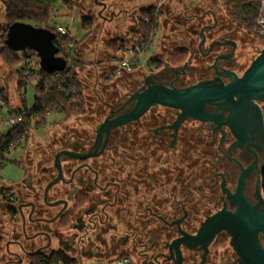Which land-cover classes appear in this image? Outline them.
<instances>
[{
  "label": "flooded vegetation",
  "instance_id": "1",
  "mask_svg": "<svg viewBox=\"0 0 264 264\" xmlns=\"http://www.w3.org/2000/svg\"><path fill=\"white\" fill-rule=\"evenodd\" d=\"M185 1L178 13L190 39L181 40L177 49L188 53L187 61L193 53L192 62L176 70L163 60L149 75L180 90L217 77L230 82L218 72L242 76L254 60L243 62L239 55L243 40H252L249 34L233 32L232 24L223 22L208 0ZM189 21L199 24V31ZM243 24L237 21L246 30ZM252 29V34H261L258 26ZM203 32L206 42L200 48ZM170 37L177 40L174 34ZM213 42L224 45L216 43L210 52ZM143 86L133 85L119 96L111 92L110 99L120 100L98 101L97 117L80 118L86 121L78 129L52 135L45 147H29L27 175L16 186V194L5 200L9 225L1 229L7 256L2 264H32L35 257L54 253L68 256L71 264L108 263L121 255L129 256L133 264H241L226 231L209 243L194 238L225 206L237 210L224 189L235 194L243 170L254 164L245 195L258 204L260 176L264 196V101H257L259 114L253 110L241 114L234 125L237 134L226 125L229 112L214 121L187 118L176 127L180 111L156 105L99 139L101 124L112 111L111 120L130 112L135 102L128 100ZM217 110L207 106L211 114ZM251 117V128H246L241 120ZM259 241L264 248V233Z\"/></svg>",
  "mask_w": 264,
  "mask_h": 264
},
{
  "label": "water",
  "instance_id": "2",
  "mask_svg": "<svg viewBox=\"0 0 264 264\" xmlns=\"http://www.w3.org/2000/svg\"><path fill=\"white\" fill-rule=\"evenodd\" d=\"M103 1L101 3L102 10L99 13L101 17H103L104 11L114 7L112 4H108L110 0ZM114 14L115 12H112V15ZM202 37L200 48L206 42L204 32ZM54 39L55 35L51 30L37 28L23 22L11 24L8 32V44L14 50L20 51L32 48L41 58L40 65L42 69L50 72L66 67V62L56 57L58 48L54 43ZM216 43L224 45L213 42L210 52ZM232 44L236 45L235 42H232ZM192 55L193 53L188 61L182 65V68L187 67L192 62ZM219 59L220 57L216 59V62ZM167 65L176 70L181 67ZM214 67H216V64H214ZM218 75L229 78L230 82L224 83L220 77H217L214 81L199 82L184 90L169 88L166 85L157 83L152 75L146 76L142 81L145 87L143 86L142 91H137L128 100L129 102H135L134 108L130 112L111 120V117L115 114L112 111V114L106 118V121L98 129L99 139L105 133L109 134L113 128L138 120L151 107L156 105L171 107L180 111L175 124L176 127L187 118H194L199 121H214L216 118L219 119L223 112H229L226 125L233 127L234 133L237 134L234 125L242 115H247L250 110L258 114L261 112L257 101H264V49L259 51L258 56L242 76L229 71L218 72ZM207 106H216L218 110L216 113L211 114L207 111ZM251 116L253 117V115ZM252 117L247 121L242 119L243 126L250 127L249 125L254 118ZM259 122L263 127L261 117ZM250 128L247 132H250ZM250 139H248L249 142ZM241 141L245 140L242 139ZM64 153L74 157L71 152ZM57 165H59V155L57 156ZM255 167L256 164L243 170L235 194H232L227 188L224 189L229 199L237 205V210L229 211L225 206L222 211L209 217L203 223L199 235L194 238L196 240L206 238L207 243H209L217 234L226 231L232 237L231 244L239 255L241 264H264V248L259 241V234L264 233V209L261 208L264 204V196L261 190L260 176L258 177L256 192V197L259 200L258 204L253 205L250 203L245 195L247 177ZM58 181L59 179L52 182L48 189Z\"/></svg>",
  "mask_w": 264,
  "mask_h": 264
},
{
  "label": "rangeland",
  "instance_id": "3",
  "mask_svg": "<svg viewBox=\"0 0 264 264\" xmlns=\"http://www.w3.org/2000/svg\"><path fill=\"white\" fill-rule=\"evenodd\" d=\"M142 1V0H141ZM157 0H147L148 3H154ZM210 2V5L215 6L217 13L219 15V18L222 19L223 22H228L229 24H232V31L237 32V29H240L241 32L249 34L248 36L251 37L252 40H243L246 42H242L241 49L239 51V55L241 56V60L244 62L247 58L248 61L251 59H255L256 56H258L259 51L264 49V44L262 43L259 36L262 34L257 33V35L252 34L254 33L253 29L248 27V23L243 24L246 30H243L238 27L237 21H240L238 19H235L232 17L227 9V0H208ZM104 2L103 0H70V4L72 5L74 10H67L65 6L62 3H58L55 8L60 10V15L58 17L51 18L47 25L39 26L38 24L34 22L25 21L23 23L33 25L37 28H44L49 29L47 26H52L53 28L56 26V24L63 25V26H69L72 30V38L75 41H79L81 37V31H78V26L81 25V15L83 10L85 9L87 12L90 10L92 13H96L99 15V13L102 10L101 3ZM186 1L185 0H166L163 4V8L161 9V19H160V26L157 29L156 32V38H155V45L151 50H149L145 56L146 59H151L154 57V55L157 53V46L159 43V40H164V38L167 40L169 44L165 45L166 47L163 48V52L161 55V59L163 60L168 59L169 55L171 54V47H173V44L176 42L177 44L180 43L181 40H187L190 39V36L188 33H186L185 30H182V25L180 23L181 20V13H178L180 8L184 7ZM108 4L110 1H108ZM111 10V9H110ZM110 10L104 11L103 15H106L105 12H110ZM138 20L144 21V16L140 15ZM195 29L194 31H199V24L190 23ZM194 22V21H193ZM244 22V21H243ZM15 22L9 21L6 16V7L3 4V2L0 1V89H4L9 102V108L11 109H17L18 107H14L12 105H18L19 107H22L23 100L27 101V105L29 107H32L35 103V99L37 98V92H36V85L38 84L37 77H33L29 80V86L26 90L22 92V95L18 93V84L19 81L22 80L21 73H19V70H24V68H27V65L25 63H20V59H14V56H11L8 51L5 50V44H4V37L5 32L4 29L10 26ZM162 25L165 27V29L162 30ZM190 25V26H191ZM174 28H179L178 32L172 31ZM50 30V29H49ZM172 31V32H171ZM252 31V32H251ZM259 32V31H258ZM176 35V41L175 39H172L169 36ZM167 36V37H166ZM196 36V35H195ZM258 36V37H257ZM193 43V41H192ZM198 45V44H196ZM4 52V53H2ZM10 55V56H9ZM25 58V55L21 57L22 59ZM39 63H41V58L38 57ZM27 62L29 64V59H27ZM30 62H34L35 60H30ZM31 64L28 67L31 69L33 68ZM28 70V69H26ZM150 71L148 72L146 70V75H149ZM28 76V73H26ZM146 75H142L145 76ZM138 78L136 75H133L132 77H125L123 78V82L117 87L112 88L109 87L108 90H103V86L105 82L103 80H97V84L99 83V86L95 87V79L93 77H90V81H88L87 78V84L89 86L86 99L87 101L90 100V103L87 104L86 107V113L80 114V115H74L71 116L69 119L65 120L64 115H59L58 113H52L49 117L47 122L39 128H32V130L29 133L30 142L29 146H19L17 149L13 150L10 154H7L5 157V160L3 162V166L0 167V236L3 232L1 229L3 226L9 225V219L7 217L6 213V205L5 200L8 198L13 197L16 193L14 192L16 186L25 179L27 175V163H26V157L28 154L29 147L33 148V150H36L37 148L45 147L47 142L50 140L51 136L54 134H65V133H71L75 129H78L81 125V122H84L86 120H82L80 118H95L97 117V107L98 103L97 100H99V96L101 95L103 99L108 100V96H111V92H117L116 95H118L119 92H122V94H125V86H129V81L132 82H140L142 83L143 77ZM133 79V80H131ZM95 84V85H94ZM132 84V83H131ZM97 88V89H96ZM95 89V91H94ZM113 89V90H112ZM119 96V95H118ZM110 101H114V99H109ZM116 100V99H115ZM120 100V98L118 99ZM1 103V101H0ZM86 105V104H85ZM1 108V104H0ZM8 113L6 110L0 109V121L6 122L8 121ZM9 131L8 127L3 126L1 128V132L3 134H7ZM21 187H24L21 185ZM254 187V186H253ZM254 190V189H253ZM254 193V192H253ZM11 224V223H10ZM4 233V232H3ZM4 240H2V245L4 248ZM7 260V256L3 254L0 256V264L3 263V260ZM85 264H107L105 262L101 261H90L86 262Z\"/></svg>",
  "mask_w": 264,
  "mask_h": 264
},
{
  "label": "trees",
  "instance_id": "4",
  "mask_svg": "<svg viewBox=\"0 0 264 264\" xmlns=\"http://www.w3.org/2000/svg\"><path fill=\"white\" fill-rule=\"evenodd\" d=\"M6 7V16L9 21L12 22H34L39 26L47 25L52 18L53 11L58 3H62L67 10H74L70 4V0H0ZM264 0H227V9L232 17L235 19L248 23V27L251 29L257 26L256 21L259 16L260 6ZM144 21L139 22L140 29L132 34V40L126 42L124 40H115L109 42L108 47L116 51L118 49H127L135 40L144 38L147 34L151 33L158 26L162 13L155 14V9H145L142 11ZM150 18L152 23L146 24L145 19ZM81 26L83 30L89 31L94 26V19L90 16L81 15ZM1 27V26H0ZM53 34H55L54 43L58 39L61 40L63 47L58 48L56 57L66 62V67L57 71H47L42 69L38 57L39 54L32 48H26L24 50H14L8 44V32L10 26L4 29L5 37L4 44L5 50L14 59L19 60L20 63H25L27 68L19 70L22 80L18 84V93L22 95V92L29 86V80L33 77H37L38 84L36 85L37 98L32 107L27 105V101L23 100L22 109L26 111V122L23 125H19L16 128L10 130L7 134H3L0 131V167L3 166V162L7 154H10L11 145L13 142L23 139L25 146L29 144L30 137L28 133L32 128L42 127L48 120V113H58L64 115L65 120L71 116L80 115L86 113L87 104L90 103L86 99L84 88L79 79V72L84 69V64L77 55L81 42H75L71 34L56 35L55 28L47 26ZM264 44V35L261 38ZM70 43L74 44V48L70 51ZM4 53V52H2ZM9 55V56H10ZM25 55V58L21 57ZM188 58V53L185 50L176 49L172 52L171 63L175 67L182 66ZM29 59V64L27 62ZM30 60H35L30 62ZM33 68H29L33 64ZM28 69V70H26ZM28 73V76L27 74ZM132 76H129V78ZM140 78V77H138ZM133 80V79H131ZM105 78V82H108ZM132 83V84H131ZM140 82L129 81V86H125L123 90L127 91L132 89L133 85H137ZM107 85V84H106ZM109 85V84H108ZM107 85V86H108ZM106 86L105 89L108 87ZM110 99V97H108ZM114 99V98H113ZM115 100V99H114ZM118 100V99H116ZM0 101L9 105L8 97L4 89H0ZM100 100H97V102ZM88 102V103H87ZM86 104V105H85ZM263 192H264V177H263ZM2 239H0V256L3 254ZM71 260L68 256L62 253H54L49 256L40 255L33 259L32 264H71Z\"/></svg>",
  "mask_w": 264,
  "mask_h": 264
},
{
  "label": "crops",
  "instance_id": "5",
  "mask_svg": "<svg viewBox=\"0 0 264 264\" xmlns=\"http://www.w3.org/2000/svg\"><path fill=\"white\" fill-rule=\"evenodd\" d=\"M158 1L159 0L154 3H148L147 0H110V3H112L114 7L111 8L110 12H105L106 15H103V17L97 15L96 13H92L91 10L87 12L85 9H81L83 12L80 15L90 16L94 19L93 28L86 31L83 30L81 26L78 29V31L82 32L80 40H74L75 42L82 41L79 49L77 50V55L85 65L84 69L79 72V79L83 85L85 95L87 94L89 88L87 82L90 81V77H93V79L96 80L95 84H97V80H99V82L100 80L105 82V78H107L110 82L108 81L109 83H104L109 85L103 86V90L109 91V87L117 88L123 82V78L133 75L141 77L146 74V70L148 72L155 70L156 67L163 61V58L161 59L163 48L166 47L165 45L169 44L166 42L167 40L165 38L164 40H162V38L159 40L157 46L158 49L156 51L157 53L153 58L148 60L145 56L147 52L153 48L155 41L150 46L149 50L134 64L135 66L131 71H128L123 66L114 63V59L116 57H123L120 52L121 49L113 51L108 47L109 42H113L115 40L130 42L132 40V34L140 29V20H138V18L142 15V11L145 9L155 8ZM112 12H115V14L112 15ZM122 12H125V14H122ZM164 28L165 27L162 25V30ZM137 40L135 41L137 42ZM133 43L134 42H132L128 48L132 47ZM169 45L171 46L172 44L170 43ZM178 45L179 43L177 44L176 42L173 44V47H171V54L168 59H164L165 64L173 66L170 62L171 55L172 52L178 48ZM97 86H99V83L95 85V87ZM106 86L108 87L107 89H105ZM98 96L99 100L103 99L101 95ZM12 106L20 108L18 105ZM28 146L29 144L25 147Z\"/></svg>",
  "mask_w": 264,
  "mask_h": 264
},
{
  "label": "built area",
  "instance_id": "6",
  "mask_svg": "<svg viewBox=\"0 0 264 264\" xmlns=\"http://www.w3.org/2000/svg\"><path fill=\"white\" fill-rule=\"evenodd\" d=\"M166 0H159L155 9V14H159L160 10L163 8V4L165 3ZM60 15V10L55 8L52 14V18H56ZM146 24H151L152 21L150 18L145 19ZM256 24L259 28V31L261 34H264V1L261 3L260 6V12L258 19L256 21ZM159 26V24H158ZM158 26L154 31L151 33L147 34V36H144V38H141L137 40V42H134L132 44V47L126 49V50H120L122 53L123 57L122 58H115L114 63L119 64L126 68L128 71L133 70V67L135 66L134 64L141 58L150 48V46L154 43L155 38H156V32L158 29ZM81 25L78 26L80 28ZM56 31V35H67V34H72V30L69 26H63L56 24L54 27ZM55 35V34H54ZM57 46L63 47V44L60 39L57 40L56 42ZM74 48V44L70 43L69 45V50L71 51ZM1 110H6L8 113V121L3 122L0 121V131L3 126L8 127L9 131L16 128L19 125H23L26 122V111L23 110L21 107L17 109H11L9 106L1 101ZM49 116L52 113H48ZM8 131V132H9ZM29 136V133H28ZM26 145L23 139H19L15 142L12 143L10 153L17 149L19 146H24ZM107 264H133L132 260L129 256H116L112 260H110Z\"/></svg>",
  "mask_w": 264,
  "mask_h": 264
}]
</instances>
